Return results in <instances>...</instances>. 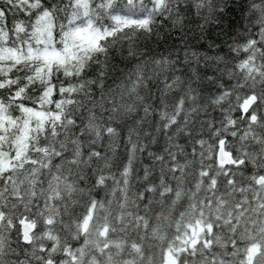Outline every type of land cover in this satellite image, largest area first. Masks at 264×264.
I'll use <instances>...</instances> for the list:
<instances>
[{"label": "snow or ice", "instance_id": "snow-or-ice-1", "mask_svg": "<svg viewBox=\"0 0 264 264\" xmlns=\"http://www.w3.org/2000/svg\"><path fill=\"white\" fill-rule=\"evenodd\" d=\"M230 2L0 0V264H264V0L188 45Z\"/></svg>", "mask_w": 264, "mask_h": 264}, {"label": "trees", "instance_id": "trees-1", "mask_svg": "<svg viewBox=\"0 0 264 264\" xmlns=\"http://www.w3.org/2000/svg\"><path fill=\"white\" fill-rule=\"evenodd\" d=\"M247 6V0H231L228 10L224 13L221 24L217 27L215 24H211L208 26L207 29V39L198 40L192 39L193 36L192 32H189V40L188 45L190 50L195 49L201 55H208V56H225L231 57L232 54L228 52L227 43H231L232 38L236 35L242 34V30L244 27L247 26L248 21L244 18L245 17V9ZM190 19L194 20V23L190 25L191 28L195 29L196 24L199 23L198 17H190ZM199 33L197 32L196 35ZM227 41V43H226ZM209 42H213L217 47L209 48ZM169 43L179 44V41H170ZM154 51L160 52L166 45H161L157 47L156 45H152ZM223 65H221L222 67ZM213 66H210L209 70L205 74L202 70V75H204L203 82L201 84L195 85L198 89H203V95L205 98H209L211 96H215L218 94V89L214 85H210L207 76L213 75ZM224 83L227 85L229 82L225 78ZM227 107V104H225ZM209 113L211 114V118L217 121V126L219 120L222 118V113L219 107L213 109L209 107ZM237 115V113H233V116Z\"/></svg>", "mask_w": 264, "mask_h": 264}]
</instances>
